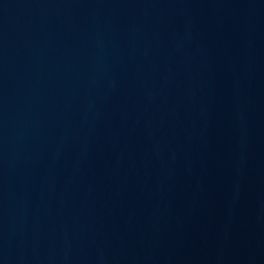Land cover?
<instances>
[{
  "label": "water",
  "instance_id": "water-1",
  "mask_svg": "<svg viewBox=\"0 0 264 264\" xmlns=\"http://www.w3.org/2000/svg\"><path fill=\"white\" fill-rule=\"evenodd\" d=\"M0 264H264V0H0Z\"/></svg>",
  "mask_w": 264,
  "mask_h": 264
}]
</instances>
